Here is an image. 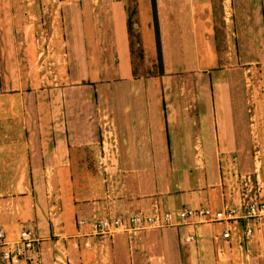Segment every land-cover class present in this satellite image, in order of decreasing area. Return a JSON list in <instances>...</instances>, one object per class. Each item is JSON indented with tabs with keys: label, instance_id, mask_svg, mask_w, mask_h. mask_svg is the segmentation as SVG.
<instances>
[{
	"label": "crops",
	"instance_id": "crops-1",
	"mask_svg": "<svg viewBox=\"0 0 264 264\" xmlns=\"http://www.w3.org/2000/svg\"><path fill=\"white\" fill-rule=\"evenodd\" d=\"M138 1L134 2V26L140 30L141 24H145L151 34V0H143L142 9L138 8ZM202 1L199 4V0H155L163 50L170 44L184 50L181 43L186 42V51L198 53L194 34L196 19L205 16L213 19L209 0ZM221 3L226 14L224 22L228 17L232 22L230 35L235 41L234 57L238 58V64L225 67L228 73L223 75L209 70L208 81L198 83V88L191 83L192 94L184 97L182 85L177 88V83L165 81L162 74L157 78L134 73L125 0L91 2V9L98 11L97 23L103 27L98 52L108 50L109 57L112 56L110 68L105 54L102 60H96L99 79L101 74H108L101 79L105 80L103 84L109 92L110 114L103 115L106 120L97 117L96 103L89 98L96 90L94 84H90L93 82L86 83L91 79L77 76L75 71L72 72L74 77H70L68 70L66 81L58 90L62 110L60 115L51 116L47 130L41 128V116L34 114L33 121L28 122L31 128L24 118L21 126L27 128L26 134L18 132L4 148L9 151L10 147L17 146L18 154L22 152L27 156L25 165H18L17 170L31 172L28 185L32 184L35 193L30 196L25 192L26 183L18 187L22 189H16L19 195L12 188L15 196L7 200L4 206L7 212L0 213V227L6 231V239H15L23 225L35 227V233L42 240L43 262H48L51 248L61 250L63 244H69V254L78 259L74 253L78 243L103 248L101 240L89 235L90 223L108 213L149 212L154 205L165 210L206 205L215 211L224 202L236 204L239 201L243 191L239 184L264 197V189L260 188L264 186V177L260 179L258 173L260 165L251 167L249 140L244 144V92L242 95L240 89L241 78L244 82V58L261 57L260 51H264V0H221ZM62 4L65 13L70 11L75 16L78 31L76 28L73 34L70 30L71 41L76 47L77 40L81 39L82 57L87 53L82 24L86 7L76 0ZM143 9L146 16L142 17L140 10ZM188 21L191 26L183 33L181 25L189 24ZM170 27L174 28L170 30ZM75 60V69L83 73L84 69L79 70L80 59ZM195 90L199 91L198 95ZM255 107L259 114L264 99ZM109 137L112 141L109 145L113 146L108 149L109 156H105L101 143L105 144L104 140ZM188 139H194L191 145ZM94 151L102 153L103 169L112 170L108 172L109 182L93 172L97 170L94 163L90 165L85 161L86 155ZM205 151L213 154L208 162L204 158ZM233 154L237 155L239 168L233 162L236 159L231 157ZM242 170H246V177ZM233 173L236 178L232 177ZM244 178L249 180L244 181ZM63 184L66 185L62 187L64 194L57 195L61 198L59 212L54 213L62 219L63 235L69 236L67 240L52 236L47 215L52 186L59 189ZM233 190L235 195L229 197ZM80 220L84 223L78 224ZM213 225L222 227L219 223L195 225V240L189 242L183 237L191 227L183 223L118 232L111 237L112 250L108 255L114 264H264L260 243L255 244L261 234L257 228L244 247L242 259L233 243H221L222 228L215 231ZM220 244L224 254L217 252ZM254 248H258L260 254L254 255Z\"/></svg>",
	"mask_w": 264,
	"mask_h": 264
},
{
	"label": "rangeland",
	"instance_id": "rangeland-1",
	"mask_svg": "<svg viewBox=\"0 0 264 264\" xmlns=\"http://www.w3.org/2000/svg\"><path fill=\"white\" fill-rule=\"evenodd\" d=\"M65 1L70 0H0V213L7 212L4 206L10 197L13 196L14 198L15 196L12 188L19 195L20 193L16 189H22V187H18L26 183L27 189L25 192L30 196L35 193L32 184L28 185L31 172L24 171L22 173L17 170L18 165H25L27 156L22 152L18 154L17 146L10 147L8 151L6 149L7 144L11 137L13 138L18 132L26 134L27 128L21 126L24 118L28 125V122L33 121L34 114L41 116V128L46 131L48 120L52 119L54 115H60L62 107L60 106L58 90L64 85L66 81L64 77L68 70L71 71L70 77H74L72 72L75 71L77 76H87L88 79L92 80L86 83L93 82L90 84H94L93 86L96 88L93 97L89 96V98H93L94 103H96L94 111L97 117L106 120L105 117L110 114L107 107L110 106L109 92L105 87L107 85L103 84L105 80L101 79L106 78L108 74H101L99 79L98 68L96 67L97 61L102 60L101 58L104 56L102 54H105L109 68L113 66L111 64L112 56L109 57L108 50L102 49V52L101 50L98 52L97 49L98 43L101 44L100 41L103 39L100 35L103 32V27L97 23L98 11L91 9V2L99 0H76L81 1L82 6L86 7L83 11L82 24L87 53L83 54L82 57L80 53V51H83L81 39L77 40L76 47L75 43L71 41L72 34L70 30L74 34L77 26L74 22L75 16L70 14V11L65 13V7L62 4ZM134 2H137V0H125L128 13L127 28L132 52V66L135 74L156 76L157 78L162 74L165 81L177 83V88L182 85L184 88L183 96L189 97L192 94V90H189L190 84L195 83L197 85L200 82L208 81L206 74L209 70H215L223 75L228 73L225 71V67L238 64V58L234 57L235 41L233 36L230 35L232 22L230 17L227 18V22H224L223 17L226 14L223 12L221 0L208 1V5L211 6L210 13L213 14V16L211 15L213 23L207 16L196 19L197 27L194 34L198 47L197 54L186 51V46H184L186 42L181 43L184 50L179 49V46L171 47V44L163 50L160 37L161 31L157 19L161 69L158 66L157 52L155 43H153V24H151V34L145 24H141L140 30L137 26H134L136 22ZM202 3L203 1L199 0V4ZM143 7V0H139L138 8L142 9ZM140 13L142 17L146 16L144 9L140 10ZM188 22L189 24L186 22V24L181 25L183 33L188 31L191 26V22ZM173 28L170 27V30ZM204 35H208V38H205ZM260 55L262 56L258 58H244V82L241 78L240 89H242V95L244 92V144L246 145L247 140H249L248 150L250 152L249 159L252 160L251 167L260 165L258 173L259 178L262 179L261 177H264V107L260 109L259 114L255 112V106L260 105L264 99V51H260ZM76 58L80 59L81 68L79 70L84 69L83 73H80L78 68L75 69ZM202 74L205 75L201 76ZM196 88H198V85ZM180 91L177 90V92ZM195 93L198 95L199 91L195 90ZM187 141L191 145L194 139H188ZM104 142L105 146L108 147V144L112 142L111 137L104 140ZM98 146L100 148V144ZM203 146L205 147V144ZM206 152H204V158L208 162L210 158H213V154ZM231 157L236 158L233 162L237 163V168H239L237 155L233 154ZM101 158L102 153L99 154L94 151L93 154L86 155L85 161H88L90 165L94 163L97 170L93 172H97L100 177L109 182L108 172H112V170L106 169V171L103 169L105 165ZM241 172L246 177V170ZM251 172H249L250 179L252 177ZM66 178L67 175L64 172V182ZM244 181H248V179L244 178ZM236 184L238 185V182ZM12 185L15 187H12ZM239 186L245 188V185L239 184ZM62 187L66 188V185L59 186V189L52 186V193H50L52 200L49 202L50 208L47 215L52 236L67 240L69 236L63 235L62 219L57 216V213H54L55 211L59 212L61 198H58L57 195L64 194ZM261 188L264 189V186L262 185ZM243 192L249 195L255 194V190L252 188L250 190L247 186L246 191L243 189ZM232 195H235L234 190L230 191L229 197ZM259 221L256 231L261 232V234L257 236L258 240L255 244L260 243L259 249H262V256L264 257V217ZM212 228L215 231H220L222 227L213 225ZM30 229L38 237L35 233V227H30ZM38 238L37 247L40 248L42 240L40 237ZM94 239L101 240L100 244H104L103 248L98 249L99 246L94 247L93 245L85 247L78 243L74 247L75 256L78 257V259H75L68 252L69 244H63L61 250L57 248L49 250L48 262H43L40 253L38 264H114L108 255V251L112 250L111 237L94 235ZM253 252L254 255L260 254L258 248H254ZM241 257L244 258V250Z\"/></svg>",
	"mask_w": 264,
	"mask_h": 264
},
{
	"label": "built area",
	"instance_id": "built-area-1",
	"mask_svg": "<svg viewBox=\"0 0 264 264\" xmlns=\"http://www.w3.org/2000/svg\"><path fill=\"white\" fill-rule=\"evenodd\" d=\"M110 144V143H109ZM102 142L103 155L110 154L109 148ZM107 153V154H105ZM236 178V174H232ZM242 178V176H241ZM249 180V179H248ZM244 190L245 188L242 187ZM261 188V187H260ZM251 190V189H250ZM264 217V197L255 194L249 195L242 191L236 204L224 202L222 206L212 211L208 206L187 207L181 206L173 210L160 209L154 205L149 212L130 211L124 215L105 214L95 218L90 223L89 235L112 237L118 232L140 231L147 228H164L173 224H188L191 231L183 237L186 242L195 240L194 226L202 223L222 224L220 241L225 244H234L239 255L242 256L244 247L250 243L255 225ZM177 219V222H173ZM83 224L84 221H77ZM193 227V228H192ZM39 238L27 227L21 226L15 239H6V231L0 227V262L1 264H38L40 248ZM85 245L87 243L85 242ZM217 252L224 254L221 244Z\"/></svg>",
	"mask_w": 264,
	"mask_h": 264
},
{
	"label": "trees",
	"instance_id": "trees-1",
	"mask_svg": "<svg viewBox=\"0 0 264 264\" xmlns=\"http://www.w3.org/2000/svg\"><path fill=\"white\" fill-rule=\"evenodd\" d=\"M151 16H152V24L154 30V43L157 52V59H158V66L161 69V52H160V40H159V33H158V25H157V16H156V4L155 0H151ZM127 27H128V20H127Z\"/></svg>",
	"mask_w": 264,
	"mask_h": 264
}]
</instances>
